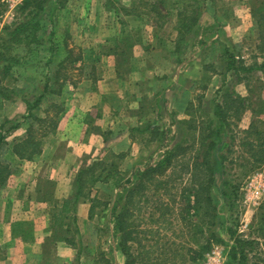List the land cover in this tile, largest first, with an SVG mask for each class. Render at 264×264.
Here are the masks:
<instances>
[{"label":"crops","instance_id":"1","mask_svg":"<svg viewBox=\"0 0 264 264\" xmlns=\"http://www.w3.org/2000/svg\"><path fill=\"white\" fill-rule=\"evenodd\" d=\"M22 2L19 0L18 5ZM146 4L140 0H52L46 17L53 32L51 39L39 47L41 54L35 60L22 55L21 65L0 85V164L11 171L0 187V264H46L48 258L50 264H85L91 245L85 240V230L96 225L90 219L91 202L81 199L55 226L58 231L66 230L69 217L74 216L78 228L75 246L55 240L52 209L58 212L65 201L74 202V182L81 169L97 160L105 164V155L109 154L111 158L126 156L121 167L113 162L119 172L136 170L145 165L141 156L146 157L151 144L157 145L154 134L159 132L160 139L164 133L172 136L170 127L177 128L176 124L186 118L187 105H174L175 97L168 94L184 91L178 86L184 70L176 65L177 57L164 49L176 39L175 26L164 38L169 23L164 26V20L155 22ZM120 10L125 12L123 16ZM212 23L206 20L200 25L196 44L190 47L194 51L184 52L181 60L187 58L190 63L200 57L195 51L197 42ZM66 28L69 30L64 31ZM66 42L67 52H58ZM252 50L254 57L255 46ZM242 53L244 60L247 55L244 50ZM124 59L128 60L127 67L122 65ZM66 60L62 72L78 77L61 81L63 85L58 87L60 92L68 91L61 100L58 125L42 138L39 155L22 159L16 148L35 124L32 117L45 118L46 111L52 113L50 102L39 114L48 95L56 90L52 78ZM22 73L26 79L18 76ZM9 78L14 80L13 85ZM42 95L45 98L34 107ZM150 101L154 118L144 120V105ZM48 186H53L50 192H46ZM174 225L177 233L184 229L182 223ZM178 225H182L180 230Z\"/></svg>","mask_w":264,"mask_h":264},{"label":"trees","instance_id":"2","mask_svg":"<svg viewBox=\"0 0 264 264\" xmlns=\"http://www.w3.org/2000/svg\"><path fill=\"white\" fill-rule=\"evenodd\" d=\"M149 1L147 0L146 4L144 0H140L142 5L150 6L152 13L163 17L162 11L158 8V4L162 2L157 4L151 0L150 4ZM49 4H52V0H23L17 8L16 20L11 25H5L0 29V85L12 75L11 72L15 67L21 65L23 56L18 53L20 49H26L28 51L26 56H28L36 52L34 46L46 45L51 39L53 35L51 27H46L44 24ZM262 7L257 6L252 9V16L259 29L258 42L255 45L256 56L253 57L257 62L246 64L242 57H237L226 49V69L223 85L218 92L221 102H217V99L211 102L212 118L207 120L206 124H202L192 110L195 118L190 114V119L178 122L175 135L168 136L169 134L164 133L161 136L164 148L162 159L153 165L147 164L144 168H137L132 175L125 176L117 170L113 162L104 164L101 160L81 169L74 182V202L65 201L58 212L52 209L53 228L56 229L55 240L59 239L72 246L76 245L75 234L72 235V232L78 233V230L76 227L71 228V224L76 226L74 216L69 217L70 223L66 230L58 231L55 226L57 227V223L65 217L64 214L70 213L72 207L75 209L81 199L91 202L90 219L94 218L99 201L90 198L91 190L86 189L95 186L98 182L108 183L112 177L117 176L113 186L118 190V194L110 211L108 223L113 227L115 249L124 257V264H180V262L181 264H199L204 255L212 249L213 241L219 243L224 241L218 238L216 233L211 232L212 229L218 232L220 228H223L224 234L233 240L228 264H264V252L259 250L264 245V242H261L264 241V202L255 216L258 221L251 226L254 228L252 233L257 235L245 238L235 236L237 223L234 222L230 227L220 219L221 210L214 196V191L217 190L228 212L235 209L239 186H236L231 179V174L225 166L227 157L224 152L232 147L235 141L237 125L234 126V124L241 121L247 110H251L253 119L247 122V128L243 130L244 137L240 145L245 147L247 155L242 157L247 156L251 159L253 168L250 172L264 165V100L258 96L257 102H253V96H251L253 90L249 86H246V94L240 93L236 86L244 80L249 81L254 72L264 71ZM176 11L177 34L174 42L178 51L181 48L189 50L192 45L195 46L196 38L200 33L201 16H198L195 10H190L187 5ZM197 44L205 47L207 42L201 40ZM258 57L263 62L259 63ZM66 62L67 60L60 64L58 74L52 78V81L60 87L63 85L61 80L64 81L67 78L65 74H62V70L66 69ZM48 82L49 79L46 82L45 93H48ZM59 92L60 88L56 93ZM43 98L45 95L39 97L33 106L39 105ZM52 110L54 112L51 113L52 115L48 114L49 111L45 112V118L32 117L37 126L32 124L26 140L17 146L16 154L20 158L32 159L39 155L42 138L57 127L58 118L63 109L62 106H56V103H53ZM183 129L193 130V134L190 136V133H187L185 137L183 135L186 131L184 132ZM1 141L2 138L0 143ZM196 146H198L197 154L191 155L192 149ZM200 147L204 149L203 152L199 151ZM10 172L6 165L0 164V187L4 185ZM163 187L164 194H160ZM165 196L169 197L170 203L162 202ZM177 198H179V206ZM151 204L155 210L153 215L156 212L160 214L156 219L152 215L150 221L157 226H164L163 236L159 227L155 231L144 227V224H147L145 213ZM56 206L55 202L53 207ZM105 206L107 207V204ZM176 222L184 226L180 233H177L174 225ZM150 239L153 244L146 243ZM176 239L186 241L176 245ZM158 244L161 247L157 246ZM163 254L164 261L160 259ZM177 257L178 261H176ZM112 259L102 252L95 257L94 264H114V258ZM46 264H50L49 258Z\"/></svg>","mask_w":264,"mask_h":264},{"label":"rangeland","instance_id":"3","mask_svg":"<svg viewBox=\"0 0 264 264\" xmlns=\"http://www.w3.org/2000/svg\"><path fill=\"white\" fill-rule=\"evenodd\" d=\"M18 1L19 0H0V14H1L0 28L5 25H11L16 20V18L18 17L17 14V8L19 6ZM154 1L157 2V4L158 2H162L158 4V8H160V11H162L163 17L157 16L155 13H153L152 16L153 20L158 23L164 20V26L169 23V27L164 32V38L167 37L170 27L172 29L175 26L173 22L176 21V13H177L176 10H181L183 6L187 5L190 10H195L199 14L198 16H201L200 23L202 24V26L204 21L206 20L213 21L212 26L210 27L211 29L207 27L208 28L206 30L207 33L201 32V39L207 42V45H205V47L202 45L196 46L195 51L200 53V57L198 56V58L193 59L192 61H190V63L188 62L189 59L187 58L181 60L182 58L181 55H183V53L187 52L188 50L187 49L184 50L183 48L180 47L181 49L180 51H178L177 50L178 47L176 48L174 41H171L170 44H167L166 48H164L165 50H169L175 57H177L176 65L184 70L183 73L184 76H182L178 85L181 88L180 90H184V91H177V93L170 92L168 93L171 94L169 95V97H172L173 99L175 97L174 105H178L179 107L180 105L181 107L185 106V104L187 105L186 110H188V112L190 113H188L185 110L186 118L184 120L190 119L191 116L195 118V116H193V111H195L194 113L197 117V120L199 122H202V124H206L205 122H207V120L212 118L213 106L211 102H213L214 99H217V102H221V97L218 92L223 85L222 81L226 69V62H227L226 49H228L229 53H232L237 57H240V55L242 56L243 54L242 52L244 50L245 54L247 55V57L245 55L246 58L244 59L246 64H254V62H257L253 58L254 51L252 49L258 42L257 37L259 35V29H258V25L255 23V20L252 16V9L256 8L257 6L258 7L263 6L262 7L263 9H261V13L264 14V0H154ZM49 9H50V4L47 6L46 14H48ZM119 13L122 14V16L125 14V12L122 10H120ZM262 23L264 27V20ZM44 24L46 27L49 26L48 18L44 19ZM65 30H69V29L66 28L64 29V31ZM65 35L66 34H64V38ZM66 44L67 42L61 46V49H58V52L66 53L67 50L64 48L66 47ZM34 48L36 49V52L28 54L27 58L29 60L31 59L35 60L41 54L40 51L42 49L35 46ZM192 50L194 51V49H189V52L190 51L192 52ZM18 53L20 55H25L28 53V51L26 49L25 50L20 49ZM36 54L38 55L36 56ZM123 61L124 62L122 65L124 67H127L128 60L124 59ZM192 62H194V65H192ZM258 62L261 63L263 62V60L258 59ZM62 74L64 73L62 72ZM65 75L67 76V78L64 81L61 80L63 82L67 80L71 81L74 78L78 77L73 73H70V75L69 74H65ZM18 76L22 79L23 78L26 79L24 73ZM6 82L7 80L5 81V83ZM8 82L13 85L14 80L12 78H9ZM236 86L238 91L242 94L244 92H247L246 86H249V88L253 90V94L251 95L253 96L252 97L253 102L254 101L257 102L256 99L258 98V96H260L264 100V71L254 72L253 75H251L249 81L244 80L243 82H241V84ZM58 87L59 86H57L56 90L55 91L53 90V93L51 92V95H48V97L46 98L45 103L41 107L42 111L39 113L40 115H42L44 109L46 110L48 108V104L50 102L52 103L56 102V106L63 107V103H61V100L62 98L66 97L68 91L63 93L64 90L62 91L61 89L62 94L60 95L61 92L56 93V91L59 89ZM193 107L195 109H192ZM144 109H145V115L143 114L144 120L153 119L154 108L153 106H151V101L148 104L144 105ZM51 112L52 114L54 113L53 110ZM251 114H252L251 110H247L244 113L240 122H236L235 120H232L233 122H236L234 126L237 125V128H235L236 138L234 143L232 144V147H230L226 152H224V154L227 157L225 166L227 167L229 173L231 174V179H233L236 186L237 185L239 186L235 209L232 210V212H228V208L224 205V201L222 197L219 195L217 190L214 191L215 201L218 202V208H220L221 210L220 219L224 220V222H226L227 225L230 227L233 226L234 222L237 223L238 226L235 229V234H236L235 236H243L245 238L249 236L253 237L257 235L252 233L254 231V228H251V226L252 223H256L258 221V218H255V216L258 214L259 211L258 208L260 206L255 207V206L245 205L243 203V196L245 190L243 189L247 184L248 179L253 174L264 171V165H263L250 172V169L253 168L251 167V159H248L247 156L246 158L242 157L247 154L245 153V147L240 145V141L242 137H244L243 130L247 128V125L244 124V122L247 123L249 122V120L253 119L252 118L253 115ZM170 129L173 132L172 134L175 135L177 128L175 126H171ZM183 131L184 132L186 131L183 135L185 137L187 133H190V136L193 134V130L191 131V130L183 129ZM158 134L159 132L154 134L155 139L157 140V145L151 144L153 147L146 154V157L145 155L141 156V158H144V160L146 161V163H144L145 165L147 164L153 165L162 159L164 148H163L162 139H160ZM198 146L192 149L191 155L195 156L197 154ZM199 149L200 152L204 151V149L201 147ZM229 150H231V152H229ZM105 156H106V160H105L106 164H111L112 162H114L117 163L120 167L122 166V163L124 162L123 160L126 157V156L124 157L118 156L115 159H113V157L111 158L109 154ZM145 165L141 166L140 168H144ZM134 171L135 170L129 171L128 169L127 170L124 169V171L122 170L121 173L125 176H129L132 175ZM116 178L117 176H114L108 183L97 184L96 186L88 187V189H86V190H91L90 191L91 194L96 196L95 199L99 201V205L95 209L94 218H93V220L96 222V225L95 223L93 224L92 222L93 220H92L91 222L93 224V228L86 227L85 230L86 231L85 240L86 242H89L91 244L88 245L90 250L87 251V257L84 258L85 264H93V257L97 256L99 253L102 252L107 254L109 258L111 259L114 258V261L115 259L116 261L119 260V264H122L121 262L124 261V257L122 256V254L113 247L114 238L111 233L112 225L108 223L111 213L110 211L115 202V197L118 194V190L115 189V187L113 186V183ZM184 178L187 179L189 177H184ZM52 189L53 186L52 187L48 186L46 192H50ZM160 194H164V187L163 189L160 190ZM164 198H166L167 200L169 197L168 196L163 197L162 202H164ZM167 202H169V200ZM178 202L179 200L177 201V204ZM105 204H107V207L105 206ZM176 209L177 206L175 207V210ZM154 212L155 210L154 208H152V204H151L145 213V218H146L145 222L147 221V224H144V227L147 230H154V231L157 230V228L159 227L163 236L164 226L162 225L157 226L151 223L150 221L153 216L156 219L160 214L159 212H156L153 215ZM76 226H77V222H76ZM76 226L71 224V228H75ZM181 227L182 225H178V230H180ZM222 229L223 228H220L218 232L215 229L211 230V232L217 234L218 238H222L224 241L222 243L213 241L214 245L212 249L204 255L201 262L206 258L207 254H209L215 248H218L223 252V255L227 257L226 264H228L230 260L229 251L233 244V240H231L229 236H226L223 232L224 229L223 230ZM72 230L74 231V229ZM74 234L76 237L78 233L72 232V235ZM176 242H180V241L176 239ZM146 243L153 244V241L150 239ZM157 246L161 247L160 244H158ZM92 247L95 249L94 251L91 250ZM259 250H262V252H264V245L260 247ZM160 259L164 261V254L163 256L160 257Z\"/></svg>","mask_w":264,"mask_h":264},{"label":"built area","instance_id":"4","mask_svg":"<svg viewBox=\"0 0 264 264\" xmlns=\"http://www.w3.org/2000/svg\"><path fill=\"white\" fill-rule=\"evenodd\" d=\"M243 203L248 206H261L264 201V171L253 174L244 189ZM247 225V224H246ZM227 257L218 248L207 254L206 258L199 264H226Z\"/></svg>","mask_w":264,"mask_h":264}]
</instances>
